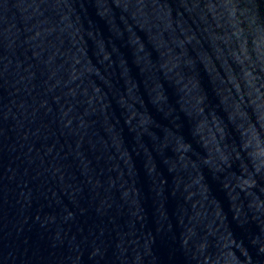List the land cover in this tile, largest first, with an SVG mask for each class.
<instances>
[{"label":"water","instance_id":"1","mask_svg":"<svg viewBox=\"0 0 264 264\" xmlns=\"http://www.w3.org/2000/svg\"><path fill=\"white\" fill-rule=\"evenodd\" d=\"M0 264H264V0H0Z\"/></svg>","mask_w":264,"mask_h":264}]
</instances>
